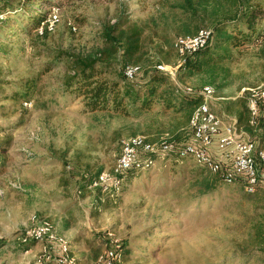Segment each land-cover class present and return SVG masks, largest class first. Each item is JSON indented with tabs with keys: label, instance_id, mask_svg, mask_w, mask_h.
Returning <instances> with one entry per match:
<instances>
[{
	"label": "rangeland",
	"instance_id": "rangeland-1",
	"mask_svg": "<svg viewBox=\"0 0 264 264\" xmlns=\"http://www.w3.org/2000/svg\"><path fill=\"white\" fill-rule=\"evenodd\" d=\"M53 3L61 8L59 23L48 36L40 38L33 31L32 38L22 32L19 38L6 39L0 33V264H41L47 243L33 241L25 247L23 240L26 230L43 221L55 236L69 241L79 264H97L114 243L128 253L125 264H264V192L253 196L241 185L218 182L208 194L207 178L196 175L203 168L192 161L169 164L171 157L169 163L157 161V167L128 179L117 199L88 188L92 179L111 171L123 140L139 136L158 145L170 136L189 141L192 108L168 110L155 100L149 106L126 102L118 113L91 112L66 88L74 75L71 61L100 54L107 61L105 30L121 22L128 34L136 28L143 31L140 61L129 66L167 73L170 93L173 88L213 87V110L225 123H234L239 99L264 87V59L258 48L233 47L231 60L190 74L174 49L178 37L196 31L194 26L185 28L189 16L182 8L184 0ZM208 3L200 29H212L214 5L220 16L242 8L238 0ZM249 3L264 11V0ZM19 6L20 0H0V11L13 12ZM42 10L49 8L40 6L33 15ZM11 19L30 30L27 18L17 14ZM107 53L115 64L102 79L113 81L124 60L121 53ZM27 82L34 90L25 106L13 95ZM137 83L143 80L132 85ZM238 129L254 141L264 133L249 132L240 124Z\"/></svg>",
	"mask_w": 264,
	"mask_h": 264
},
{
	"label": "trees",
	"instance_id": "trees-1",
	"mask_svg": "<svg viewBox=\"0 0 264 264\" xmlns=\"http://www.w3.org/2000/svg\"><path fill=\"white\" fill-rule=\"evenodd\" d=\"M250 1L238 0L242 5L239 13H230L222 16H220L221 12L218 10V7L214 5L215 7H213V11L210 14L212 16V29H210L213 33L212 39L203 50L188 57L184 62L183 68L187 69L190 74H200L205 69L215 68L219 64H224L225 61L231 60L232 48L241 47L245 44L258 48L260 56L264 59V31L260 30L263 26L264 11L257 6H251ZM209 5L211 3H208V0H184L182 8H184L185 13L189 16L185 28L194 26L196 30L194 34L189 31H186V34L195 36L203 30L199 28V21L205 17L204 14L207 13V6ZM40 6H47L49 10L38 11L33 15L35 13L34 10ZM53 9H61L59 5L53 3V0H20L19 8L13 12L0 11V14H7V18L1 22L0 33L6 39L11 37L19 38V34L22 32H25L29 38H32L33 31H36L40 38L46 37L50 33L45 31L44 35L41 36L38 34V29L43 22L47 21ZM17 14L28 19L29 31L22 29L21 26L17 25L15 20L11 19V16ZM123 27V23L120 22L105 30L104 47L107 51L104 54L108 56L107 61L104 58L102 59V55L100 54L99 58L87 57L70 62L74 75L68 77L66 88L72 91L73 94L76 93L78 98L83 99L86 109L91 112L114 110L118 113L125 109L126 102L135 106H149L151 102L159 100L168 110L180 111L189 106V108H192V116L194 109L201 100L197 96H186L177 93V89L175 88L170 93V85H168L169 75L162 73L157 67L148 71L141 68L140 73L133 81H129L125 77V69L129 65L140 61L143 50L141 44L143 31L136 28L128 34L122 30ZM107 52H114L116 57L121 53L124 60L119 78L113 81L102 79L107 73L112 72V66L115 64L112 55L110 56ZM139 79L143 80V83L132 85V83H136ZM162 88H164V91H162ZM33 90L34 85L32 83H22V92H16L13 95L14 101L21 103L25 101L27 103ZM0 93L2 94L1 90ZM174 97H177V99H174ZM178 99H181L182 102L179 103ZM248 100L249 93L248 96L239 99L237 104L240 109L238 112V124L245 125L248 131L252 133L257 130H263L264 132L262 122L264 104L259 109L258 125L253 127L250 124L251 112L248 107ZM262 139H264V133L258 140ZM185 161L189 160L174 158L170 163L167 160V163L177 164ZM140 173V170H132L126 176V182ZM196 175L207 178L204 179V184L208 194H212L215 191L214 189L218 182L225 184L219 177L212 175L204 168L196 171ZM95 179L90 181L88 188ZM238 185H241L245 190L242 182L238 183ZM262 192H264V185L258 187L252 195L258 196ZM31 244L32 242L25 243L24 246L28 247ZM123 251L125 261V256L128 253L125 252L124 246Z\"/></svg>",
	"mask_w": 264,
	"mask_h": 264
},
{
	"label": "built area",
	"instance_id": "built-area-1",
	"mask_svg": "<svg viewBox=\"0 0 264 264\" xmlns=\"http://www.w3.org/2000/svg\"><path fill=\"white\" fill-rule=\"evenodd\" d=\"M59 9H53L47 21L38 29L39 35L45 31L53 33L59 23ZM7 14H0L1 22ZM78 31L77 27L72 28ZM212 31L203 29L195 36L178 37L174 49L183 59L203 50L212 39ZM141 68L128 66L125 77L133 81ZM177 93L186 96H197L201 101L194 109L189 128L191 139L179 142L170 136H165L160 143L151 144L143 137H133L121 143V155L116 159L111 171L100 174L90 185V190L117 199L126 184V176L134 169L146 171L157 167L156 162H166L168 158L189 160L197 166L207 169L212 175L219 177L226 185L244 184L245 191L254 194L258 187L264 185V139L250 140L243 137L238 125L227 124L213 110L212 103L216 100V90L205 87L201 91L193 88L177 89ZM264 104V87L249 90L248 107L251 112V126L256 127L259 119L260 106ZM25 106H28L25 103ZM264 125V114L262 116ZM215 144L220 152V158L213 155ZM47 243L44 261L41 264H79L72 256L71 246L67 239L54 235L50 223L43 221L37 226L25 231L24 243ZM56 246L57 248H54ZM56 250V254H55ZM97 264H125L123 246L114 243L106 250Z\"/></svg>",
	"mask_w": 264,
	"mask_h": 264
},
{
	"label": "crops",
	"instance_id": "crops-1",
	"mask_svg": "<svg viewBox=\"0 0 264 264\" xmlns=\"http://www.w3.org/2000/svg\"><path fill=\"white\" fill-rule=\"evenodd\" d=\"M243 91H245V90H243ZM212 105H213V103H212ZM212 108H213V106H212ZM216 112V111H215ZM217 113V112H216ZM237 124V125H239L238 124V122H234L233 124ZM229 124H232V123H229ZM213 155L215 156V157H218V158H220V152H219V150H218V147H217V145L215 144V146L213 147Z\"/></svg>",
	"mask_w": 264,
	"mask_h": 264
}]
</instances>
